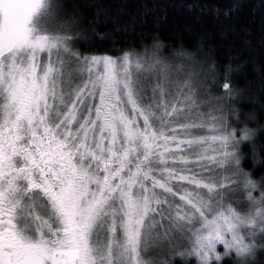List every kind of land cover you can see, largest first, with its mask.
<instances>
[{
	"label": "snow or ice",
	"instance_id": "6c2138e0",
	"mask_svg": "<svg viewBox=\"0 0 264 264\" xmlns=\"http://www.w3.org/2000/svg\"><path fill=\"white\" fill-rule=\"evenodd\" d=\"M52 11L51 0H0V264H148L166 224L188 243L173 257L255 264L264 176L243 167L241 149L255 114L237 124L236 110L212 107L211 82L173 67L159 42L151 54L81 51L76 41L107 32L76 13L52 30ZM108 18L96 3L89 23ZM260 33L264 45V0Z\"/></svg>",
	"mask_w": 264,
	"mask_h": 264
},
{
	"label": "trees",
	"instance_id": "16d2710c",
	"mask_svg": "<svg viewBox=\"0 0 264 264\" xmlns=\"http://www.w3.org/2000/svg\"><path fill=\"white\" fill-rule=\"evenodd\" d=\"M51 1L56 9L57 28L70 14L76 13L84 26L95 28L97 33L107 32V35L97 37L91 44L76 41V47L83 52L100 54L108 51L113 55L117 54L113 49L141 52L155 47L159 42L165 53L178 51L196 58L204 67L206 82H211L207 94L214 97L211 105L217 107L223 104L226 110H236L237 115L232 119H236L237 124L246 114L257 117L254 123H248L253 130L252 141L241 144L245 153L242 163L245 169L251 171L254 179L259 180L264 176V159H261L264 157V108L260 103L264 101L261 88L264 81L260 79V73L264 72V45L259 42L261 0ZM96 3L108 7L110 18L89 23L93 21ZM232 5H236V8L225 17L223 10ZM216 8L221 10L219 16ZM247 39L252 40L250 46L244 43ZM225 83L229 84L232 92L237 93L231 103L223 87ZM253 148L255 164L249 154ZM225 173L223 171L221 175ZM233 195L241 196L243 193ZM178 238L171 250L156 253L148 264H162L160 258L164 260L165 257L170 258V264H198L195 258L172 256L173 249L179 253L188 247L186 239ZM234 260L235 257L224 256L216 264H234ZM255 264H264V250H258Z\"/></svg>",
	"mask_w": 264,
	"mask_h": 264
},
{
	"label": "rangeland",
	"instance_id": "374dc122",
	"mask_svg": "<svg viewBox=\"0 0 264 264\" xmlns=\"http://www.w3.org/2000/svg\"><path fill=\"white\" fill-rule=\"evenodd\" d=\"M51 3L53 5V11L48 17H46V20H47L48 27L52 30H55V29H57L56 9H55V6L53 4V1H51ZM153 48L154 47L147 48L145 50H147L149 52V54H151V50ZM144 51H141L140 53H143ZM160 55L164 59H166L170 64H172L173 67H175L177 64H182L183 65V68H182L183 74H187L189 71H191L193 73L199 74L198 76L195 77V79H197L198 81L202 78H205V74H204V70H203L204 67L202 66V64L198 60H196V58H193L192 56L183 54V53L178 52V51L165 53V52H163L162 48H160ZM201 93H202V95H204L203 90H201ZM213 99H214V97H212V100ZM211 106H213V105H211ZM213 107H215V106H213ZM197 134L212 135L211 132H207V131H198ZM222 172H223L222 170L218 171V173H217L218 178L226 175V173L221 175ZM221 181H223V180H221ZM202 194L206 195V191ZM157 219H159V218L157 217ZM166 229L170 233H172L171 236L167 237V238L164 236V232ZM156 232H158L159 235L154 236L153 239L149 241V247L144 252V259L148 263H151V261L154 259V256L156 253H159V252L165 253L167 250H171L174 247V245L177 243V237H179V235L177 233H175L173 229L168 228L167 224L163 228L158 227L156 229ZM178 239L183 240L184 238H178ZM218 251H220L221 253L224 252V248L222 245H218ZM160 261H163V260L160 258Z\"/></svg>",
	"mask_w": 264,
	"mask_h": 264
}]
</instances>
